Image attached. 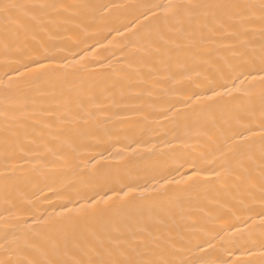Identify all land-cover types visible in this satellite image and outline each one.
Returning a JSON list of instances; mask_svg holds the SVG:
<instances>
[{"label":"bare ground","instance_id":"bare-ground-1","mask_svg":"<svg viewBox=\"0 0 264 264\" xmlns=\"http://www.w3.org/2000/svg\"><path fill=\"white\" fill-rule=\"evenodd\" d=\"M4 3L20 7L0 13V246L6 228L20 244L0 261L167 262L205 240L216 264L260 261L259 143L242 172L224 162L264 105L261 0ZM230 4L257 7H198ZM211 79L229 94L209 99Z\"/></svg>","mask_w":264,"mask_h":264},{"label":"snow or ice","instance_id":"snow-or-ice-1","mask_svg":"<svg viewBox=\"0 0 264 264\" xmlns=\"http://www.w3.org/2000/svg\"><path fill=\"white\" fill-rule=\"evenodd\" d=\"M20 7L16 4L11 3H4L0 4V13L7 14L15 9ZM32 7H39L43 9H47L49 7H55L53 5H38V6H32ZM155 7L158 8H165V9H171L173 16H178L182 13V11L188 7H191L190 5H183V4H168V5H155ZM198 7H204L209 9V18L217 19L222 10H235L240 9L241 12L235 13L236 15L241 16V19L237 21V23H243L246 21H250L251 17H247L245 15H242V13H247L253 8H256V5H250V4H230V5H200ZM148 11H151V9H148ZM259 12H260V21L262 24V27L260 29L261 32V53H262V63H264V0H261V4L259 5ZM167 19V17H165ZM235 35V34H233ZM45 59H52V57H44ZM32 63H38V61H31ZM78 63V61L76 62ZM24 67H27V65H23ZM79 70V69H77ZM10 71L16 72V68L10 69ZM5 76L8 75V72L6 71ZM242 74V73H241ZM238 78V77H237ZM261 81L264 82V76L260 77ZM217 88L223 89L224 91H217ZM204 91L211 93V97L209 99H212L213 97H222L226 94H229L230 90L228 89L227 81L224 83H217L215 79H211L208 81ZM262 96H264V91L261 93ZM197 100L200 99V97H196ZM189 100H191V97H189ZM187 103V101H186ZM255 129H258L256 131ZM233 137H238V150L234 154L233 160L236 161V166L233 165V160H226L225 166L229 169H232L234 172H242V163L245 158V156L254 151L255 145L258 142L260 145V152H261V159L264 160V105L261 106V115L259 118V124L255 123H249L246 125H240L236 131L233 132ZM193 174L198 176L199 170H197L195 167L193 168ZM261 196L264 198V168H262L261 173ZM95 203V201L93 202ZM89 207H92V205H89ZM264 215V213H261ZM261 225L264 226V219L261 220ZM15 233L11 228H6L4 230V234L2 239L5 241V244L0 246L3 247L5 252H8L12 249L13 244H20V241L16 239L10 240V236H14ZM39 239L38 236L35 235H29L24 241L23 244L25 248L31 247L37 240ZM208 241H203L202 243H196L194 245V248L197 250L196 253H193L189 258L185 259H179V260H173V261H147V260H132V259H126V260H112V259H99L95 261H89L87 264H216L215 261H212L208 259L211 255V248L205 250L203 248V244H207ZM189 252H191V249H188ZM250 256L252 255L251 251L249 250L248 253ZM260 261L255 260H248L245 262V264H264V251H261L260 253ZM0 264H86L85 261H71V262H62L60 260H52L47 262H41V261H33L28 262L25 260H12V259H6L3 261H0Z\"/></svg>","mask_w":264,"mask_h":264}]
</instances>
